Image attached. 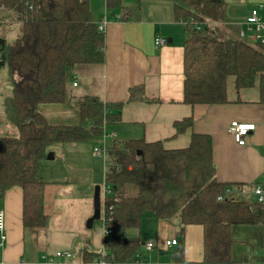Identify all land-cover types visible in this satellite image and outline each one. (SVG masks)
Instances as JSON below:
<instances>
[{"label":"trees","instance_id":"16d2710c","mask_svg":"<svg viewBox=\"0 0 264 264\" xmlns=\"http://www.w3.org/2000/svg\"><path fill=\"white\" fill-rule=\"evenodd\" d=\"M120 6L121 0H105L110 12ZM173 11L174 18L184 22L187 31L183 48L185 104L225 105L228 78L233 80L237 91L252 88L257 80L261 81L264 73L261 46L214 36L215 29L209 25L200 30L191 28L190 22H220L223 19L220 0H175ZM258 16L264 18V9L258 10ZM3 17L37 25L39 34L45 38V43L40 38L16 42L25 52L23 55L29 53L32 58L23 61L27 62L23 68H10L12 90L4 98L3 110L6 125L15 133L0 135V199L7 189L20 187L22 226L37 229L47 220L44 183L38 178V170L49 147L101 136L103 121L109 124L119 120V111L108 112L98 98L84 96L77 102L78 124L63 126L50 125L38 110L39 104L69 101L68 83L74 66L104 61V35L93 22L88 0H0V21ZM21 34L27 32L23 29ZM5 44L4 63L16 47L14 42ZM129 92V101L145 99L141 86L130 88ZM192 124L190 117L176 121L175 135ZM109 152L115 167L104 176L105 185L111 189L101 216L104 227L112 231L106 235L103 247L106 258L122 262L133 256L140 242L122 237L121 233L138 228L143 217L151 214L159 220L178 217L180 237L185 226H202L203 259L189 264H242L231 259V228L260 223L262 214L257 205L242 198L230 195L217 200L233 184L215 177L209 135L193 133L187 147L171 150L165 149L161 142L129 139L120 145L113 143ZM262 246L264 258V243ZM80 255L78 264H90L99 257V253L86 247ZM170 255L175 263L183 262L182 248L175 247Z\"/></svg>","mask_w":264,"mask_h":264},{"label":"crops","instance_id":"0c3cea01","mask_svg":"<svg viewBox=\"0 0 264 264\" xmlns=\"http://www.w3.org/2000/svg\"><path fill=\"white\" fill-rule=\"evenodd\" d=\"M222 2L223 21L211 26L221 37L234 36L255 44L251 40L252 32L247 30L245 19L250 10L261 5L263 0H220ZM92 19L95 24L105 21L104 61L102 63L81 64L73 67L70 73L66 103L39 104L38 110L50 125H77L78 100L84 96L99 99L108 112L119 111V120L107 124L103 121L104 133L113 134L110 139L116 145L129 139H142L145 142H161L167 150L185 148L191 135L207 134L212 139V161L215 177L220 182L233 185H250L264 179V87L261 81L249 89L237 91L231 78L227 79V100L225 105H194L183 102V48L187 38L185 23L174 18L175 0H121V6L114 12L105 7V0H88ZM9 29L4 39L16 38L21 30L15 29L16 21L6 22ZM17 35V36H16ZM226 35V36H224ZM161 37L166 43L154 45L155 37ZM229 37H226L229 39ZM76 86H73V83ZM141 86L144 100L129 101V90ZM117 104L121 106L116 107ZM192 118L190 128L175 135L174 123L183 118ZM232 121L255 124L244 145H238L228 132ZM91 124L88 125L90 127ZM102 136V135H101ZM111 138V137H110ZM108 139V138H107ZM106 139V140H107ZM106 143V141H105ZM111 143V144H112ZM51 145L48 157L39 164L38 178L44 183L43 207L47 216L44 226L37 229L23 228L21 221L22 191L13 186L5 191L0 199V211L4 214L5 239L0 241V264H45L43 254L68 249L74 252L77 246L95 252L98 239H85L80 232V219L67 208L54 213L50 209V189L57 183H68L67 177L58 183L62 168L67 176L76 169L82 170L86 157L77 150V143L69 147L72 157L60 146ZM71 145V144H70ZM111 146V145H110ZM94 150V147H93ZM59 152V153H58ZM94 152V151H93ZM63 155L52 164L56 157ZM99 157V156H98ZM69 159V160H68ZM75 165V166H74ZM106 173V172H105ZM104 173V176H105ZM104 179V177H103ZM56 187V186H55ZM233 192L232 195L236 198ZM253 202L249 197L238 195ZM59 202V194H56ZM57 198V199H56ZM104 200L102 203H104ZM101 205V204H100ZM91 212H87L88 217ZM94 224V222H93ZM79 225V226H78ZM181 223L178 217L166 220L156 219L153 215L143 217L138 228H128L122 237L138 239L141 243L152 241L156 245L151 253L153 261L161 264H177L171 259L174 246L166 248V240L181 241L183 262L181 264L200 263L203 259V229L201 225H187L180 237ZM232 229V228H231ZM104 234V232H103ZM106 235L101 236L102 248ZM233 241V240H232ZM178 247V245H176ZM176 247V248H177ZM231 259L237 263L235 257ZM244 262L242 264L259 263Z\"/></svg>","mask_w":264,"mask_h":264},{"label":"rangeland","instance_id":"374dc122","mask_svg":"<svg viewBox=\"0 0 264 264\" xmlns=\"http://www.w3.org/2000/svg\"><path fill=\"white\" fill-rule=\"evenodd\" d=\"M258 7V6H257ZM3 21L9 22V20L5 17L2 18L0 25L2 26V29H9V25L5 24ZM223 21V19H221ZM246 21V19H245ZM209 23V26H213L215 22L207 20ZM206 25V26H208ZM20 27V28H19ZM15 29L25 30L27 34H19L16 38H9L6 40L5 46L11 45L13 42L15 44V52L12 53V55L9 56V59L6 61V63L3 64L2 67H0V135L6 134H13L15 133V130L5 123L4 119V108H3V102L4 98L11 95L12 90V84L10 75L8 74L10 71V68H16L19 67L23 68L24 64L27 62L28 58H32L31 54H25V52L22 49H19L16 42H20L21 40H32L33 38L37 39L40 38L43 43H45V38L39 34L41 31L37 25L35 24H20L13 27ZM209 31H211V28H209ZM39 35V36H38ZM214 36H217L222 39H227L226 37H221V35H218L216 32L213 34ZM6 36L5 32H0V37ZM21 39H20V38ZM2 38V37H1ZM20 40H19V39ZM237 37L231 36L229 39H235ZM46 46V45H45ZM49 48H45V51H48ZM45 54V53H44ZM48 55V54H46ZM51 55V54H50ZM29 56V57H28ZM49 56V55H48ZM52 56L55 57V54ZM69 84V83H68ZM263 84H264V73H263ZM69 87V85H68ZM264 87V85L262 86ZM264 95V93H263ZM88 128V125H87ZM112 138H108L105 143V150L102 152L99 157L95 155L93 152V147H99L102 144V136H91L88 139L77 143V150L81 151V154H84L86 157V163H79V166H85L82 170H79L78 168L74 173L69 174L67 176L66 171L62 168L59 169V172H62L57 180L58 183H61L65 180L67 177L68 183L64 184H55L54 187L50 189V199L48 203L51 205L50 210L47 211V215L49 213H54V211L58 210L61 212L63 208H67V210L70 208V210L75 214V216L80 219V232L84 236L85 239L94 240L98 239V246L95 248L96 253H100L102 250V244H101V236L104 235L103 232L106 229L104 227L102 222V206L104 205L102 203L105 194V183H104V173L106 171H109L112 167H115L114 159L112 158L111 153L109 152V148L111 147L113 141H110ZM114 140V139H112ZM246 141V138H245ZM112 143V144H111ZM71 144V145H70ZM60 146V152L63 153L65 151L69 150V147L73 145V143H63V144H57L55 146ZM71 151V150H70ZM65 152V159L67 158V155L72 157V152ZM59 153V152H58ZM63 155L56 157V159L53 161H49L47 163L52 164L57 159H61ZM69 160V159H68ZM75 166V165H74ZM264 180V179H263ZM257 183V182H256ZM252 183L248 185H241V184H235L230 186L229 188L233 190V192H236L235 194H240V189L242 188H249L251 187ZM56 186V187H55ZM96 186H99L100 188V218L98 220L94 221V224L91 228L86 227L87 220L92 216L93 214V194L94 189ZM56 194H59V198L57 199L59 202H56L55 198H53ZM236 195V199H241L240 196ZM231 196L232 192H231ZM254 202V197L252 195L247 196ZM105 201V200H104ZM91 212V214L87 217V212ZM263 225L258 222L257 224L253 225H241V226H232L231 229V238L233 240L231 251H232V257H235V260L239 263L244 262H254L260 259L262 255V249H263V237H264V230ZM127 238V237H126ZM177 246H174V248ZM90 248V247H88ZM78 249L77 246L74 249V252L72 251V255L74 253V256L78 255ZM72 256V259H70V262L77 263L79 261L78 258ZM263 257V255H262ZM264 259V258H262ZM65 262L66 260H62Z\"/></svg>","mask_w":264,"mask_h":264},{"label":"built area","instance_id":"2783aa9c","mask_svg":"<svg viewBox=\"0 0 264 264\" xmlns=\"http://www.w3.org/2000/svg\"><path fill=\"white\" fill-rule=\"evenodd\" d=\"M260 9H264V0L262 4L258 6L257 9L250 10L248 16L246 17L245 24L248 26L247 30L252 32V36H251L252 42H254L255 44L257 43L259 46H261L264 52V18H260L258 16V10ZM208 24L209 23L207 22V20H204L200 24L190 22L191 28H194L196 30H200L203 26H206ZM104 28H105V21L102 20L100 23L97 24V29L99 32L103 33ZM0 32H4L1 25H0ZM240 38L241 39L245 38L244 31L241 32ZM165 43H166V40L159 36L155 37L154 39L155 46H161V45H164ZM73 86H76L75 82L73 83ZM254 130H255V124L242 123V122H236V121L230 122L229 128H228V132L230 133V135L232 136V138L238 145H244L246 142L245 138L247 137L248 133ZM110 137L113 138L114 135L108 134V133L106 134L104 132L102 133L101 146L95 147L93 150L96 156H99L102 152H104L105 141L107 138H110ZM231 192L232 190L230 188H226L224 190L225 196L223 194L219 196L217 200L222 201L226 199V196H230ZM239 192L242 196H246L249 193V195H252L254 197V202L252 203L257 205V207L261 211V214H262L261 224L263 225V228H264V180L257 182V183H253L251 187H249L248 189L242 188L240 189ZM105 194L106 196L111 194V189L107 186L105 187ZM103 208H104V205L102 206V210ZM108 221L110 222L111 220L109 219ZM111 233L112 231L110 230V228H106L104 230L105 235H110ZM4 239H5L4 214L2 211H0V241L2 242ZM263 243H264V237H263ZM176 245H178V241L176 239L166 240L164 242V246L166 248H170ZM141 248L142 250H138L133 256H131L129 259L122 261V262H114L106 258L105 250L104 248H102L101 252L99 253L98 259L90 264H161L156 261H153V257L151 255V253L155 251L156 249V245L154 242L152 241L143 242L141 243ZM41 258L44 260L45 264H78L79 263V262L74 263V262L69 261L70 259H72V253L68 249L57 250L52 254H44L41 256ZM62 260H66V261L63 262ZM258 264H264V259H261Z\"/></svg>","mask_w":264,"mask_h":264},{"label":"water","instance_id":"95a60500","mask_svg":"<svg viewBox=\"0 0 264 264\" xmlns=\"http://www.w3.org/2000/svg\"><path fill=\"white\" fill-rule=\"evenodd\" d=\"M5 44V39L0 37V67L3 66L5 57L2 54L3 51V46ZM1 150V146H0ZM48 157V155H47ZM100 218V188L99 186H96L94 189V194H93V214L92 216L87 220L86 222V227L91 228L93 225V222L95 220H98ZM177 249H181V241L178 242V247Z\"/></svg>","mask_w":264,"mask_h":264},{"label":"flooded vegetation","instance_id":"af4514ba","mask_svg":"<svg viewBox=\"0 0 264 264\" xmlns=\"http://www.w3.org/2000/svg\"><path fill=\"white\" fill-rule=\"evenodd\" d=\"M1 55V54H0ZM0 146H1V148H2V144H1V142H0Z\"/></svg>","mask_w":264,"mask_h":264}]
</instances>
